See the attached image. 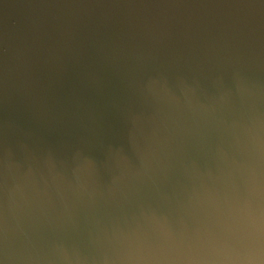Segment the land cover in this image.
I'll return each instance as SVG.
<instances>
[{"label": "water", "instance_id": "obj_1", "mask_svg": "<svg viewBox=\"0 0 264 264\" xmlns=\"http://www.w3.org/2000/svg\"><path fill=\"white\" fill-rule=\"evenodd\" d=\"M0 264H264V0H0Z\"/></svg>", "mask_w": 264, "mask_h": 264}]
</instances>
